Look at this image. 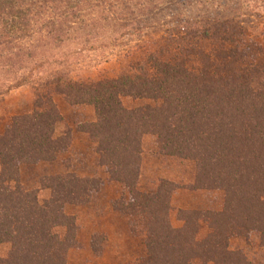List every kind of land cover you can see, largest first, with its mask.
Wrapping results in <instances>:
<instances>
[{"label":"trees","instance_id":"16d2710c","mask_svg":"<svg viewBox=\"0 0 264 264\" xmlns=\"http://www.w3.org/2000/svg\"><path fill=\"white\" fill-rule=\"evenodd\" d=\"M245 26H264V0H0V103L20 88L34 94L31 111L0 134V264H67L78 226L65 209L89 204L102 185L67 173L25 188L21 167L52 163L72 145L54 96L93 108L76 129L125 193L112 209L140 225L136 264H262L230 249L251 233L264 247V47ZM150 30L161 33L152 50L127 52L118 76L74 75L85 52L107 63ZM146 136L181 167L151 193L138 188ZM178 190L221 192L222 207L179 209L175 228Z\"/></svg>","mask_w":264,"mask_h":264},{"label":"rangeland","instance_id":"374dc122","mask_svg":"<svg viewBox=\"0 0 264 264\" xmlns=\"http://www.w3.org/2000/svg\"><path fill=\"white\" fill-rule=\"evenodd\" d=\"M245 28L248 29V38L246 39L256 40L264 47V26H245ZM160 36L161 33L150 30L143 35L126 39L119 47L113 49L112 57L107 63H99V51L85 52L80 58V64L74 70V75H78L83 80L116 77L132 60V58L124 59L127 52L139 50L136 52L138 54L140 51L152 50ZM33 98L34 94L30 89L20 88L11 92L0 103V134L4 131L11 116L31 111ZM53 101L63 119L61 130L68 128L72 131V145L66 153L59 155L56 161L52 163L21 167V177L25 188L36 189L44 177L67 173L80 178L97 179L104 184L107 176L105 170L98 166L93 145L85 135L76 129L79 125L94 120L93 108L90 106H70L61 96H54ZM123 104L127 108H133L138 102L125 99ZM142 145V169L138 188L141 192L151 193L159 180H174L173 177L181 171V167L177 161L159 154V143L155 137H144ZM182 165L183 168H187L186 164ZM210 193V195H195L188 198L194 204V208L187 210H213L208 209L210 206L216 208L215 211L220 210L223 194L221 192ZM39 195L44 198L46 193L41 192ZM123 199H125V193L122 189L115 185H105L92 195L89 204L66 207V214L76 218L79 230L78 248L69 251L67 264H136L137 260L144 256L143 239L138 235L141 232L138 222L130 219V226L137 232V234L133 233L134 236L141 238V240L133 237L123 238L120 233L118 218L111 216L106 211L109 205L112 206L114 202H121ZM181 201L184 200L178 196L175 203L171 204L170 221L175 228L181 227V223L176 220V211L179 210L176 206ZM110 202L112 203L110 204ZM94 228H102L112 233L113 236L109 239L104 234L95 235L97 239L92 248L94 236L89 237ZM104 247L105 252L102 253ZM230 249L240 251L250 262L264 264V247L260 246L257 233H251L247 239L233 238L230 241ZM94 250L99 253H94ZM192 264L200 263L193 262Z\"/></svg>","mask_w":264,"mask_h":264},{"label":"crops","instance_id":"0c3cea01","mask_svg":"<svg viewBox=\"0 0 264 264\" xmlns=\"http://www.w3.org/2000/svg\"><path fill=\"white\" fill-rule=\"evenodd\" d=\"M142 169V168H141ZM105 185H115L116 187L120 188L118 185L114 184V183H110L108 182L107 178L105 179V182L104 184L101 185L100 189L102 187H104ZM121 189V188H120ZM123 191V190H122ZM211 193H206V192H189V191H184V190H178L176 191L173 196H172V200H171V204L175 203V200H176V197L180 196L182 198V200L184 201H181V203L179 205H177V209H182V210H187V209H193L194 208V204H192L188 198H192L194 197L195 195H210ZM186 198V199H184ZM114 200V199H113ZM113 202V201H112ZM110 202V204L112 203ZM111 205H109L107 207V212L108 214H110L111 216L113 217H116L118 218L119 220V227H120V233H121V236L123 238L127 237V238H130V237H133V238H137L139 239L138 237L134 236L131 228H130V219L116 211H113L112 210V206L110 207ZM208 209H216V208H212V206L208 207ZM219 209V208H218ZM98 234H104L107 238H111L113 236L112 233L102 229V228H94L93 231L91 232L90 234V237L91 238L92 236H95V235H98ZM79 238V230L77 231V240ZM141 240V238L139 239ZM90 247V245H88ZM85 247V246H84ZM105 252V247H104V250H102V253ZM145 253V251L143 252V254Z\"/></svg>","mask_w":264,"mask_h":264}]
</instances>
